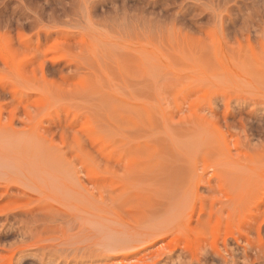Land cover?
<instances>
[{
  "label": "rangeland",
  "instance_id": "rangeland-1",
  "mask_svg": "<svg viewBox=\"0 0 264 264\" xmlns=\"http://www.w3.org/2000/svg\"><path fill=\"white\" fill-rule=\"evenodd\" d=\"M0 264H264V0H0Z\"/></svg>",
  "mask_w": 264,
  "mask_h": 264
}]
</instances>
